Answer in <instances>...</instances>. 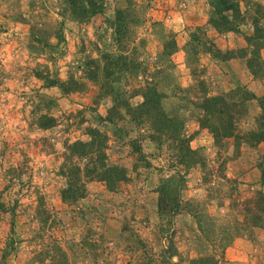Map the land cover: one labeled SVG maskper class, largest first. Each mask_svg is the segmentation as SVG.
I'll return each mask as SVG.
<instances>
[{
    "label": "rangeland",
    "instance_id": "rangeland-1",
    "mask_svg": "<svg viewBox=\"0 0 264 264\" xmlns=\"http://www.w3.org/2000/svg\"><path fill=\"white\" fill-rule=\"evenodd\" d=\"M227 3L243 21L219 33L215 8ZM255 23L264 32V0H0V264H191L195 253L221 259L241 239L255 248L239 262L264 264V226L244 211L263 181L242 179L264 169ZM147 88L163 113L135 118L126 106L143 105ZM248 94L258 99L237 127L218 138L203 128L209 111L226 103L237 112ZM203 132L212 146L193 147ZM85 162L122 167L128 179L87 180ZM78 165L85 196L69 203L62 192ZM161 198L164 207L181 198L182 212L162 215ZM149 204L156 210L145 215ZM191 222L202 236L181 254L174 228Z\"/></svg>",
    "mask_w": 264,
    "mask_h": 264
},
{
    "label": "trees",
    "instance_id": "trees-1",
    "mask_svg": "<svg viewBox=\"0 0 264 264\" xmlns=\"http://www.w3.org/2000/svg\"><path fill=\"white\" fill-rule=\"evenodd\" d=\"M217 15L220 17L219 20H214L213 24L216 30L219 33L222 32H233L236 31L239 27V22L243 21V17L240 11L239 6L231 3H227L222 6V8H218V6L215 8ZM121 16V13L117 14V20H119V17ZM256 24V23H255ZM256 32L254 34L253 40H259V43H257V47L260 48V50L264 49V32L258 29V24L255 26ZM263 41V42H260ZM254 60V59H253ZM249 60L247 61L248 68L252 72V74L256 77L258 73V69L255 67V61ZM264 63V61H263ZM144 98V103L141 105L138 109L131 108V106H126L127 111L132 112L131 115L133 117L138 118L140 115L139 113L141 111L146 112H151L153 113L154 111L156 112H162V107H161V102H160V94L157 90L154 88H147V91L143 95ZM258 99L252 94H248V96L242 100L241 104L238 107L237 112H233L235 109L233 106L228 105L226 103L222 104L220 108L215 109L214 111H209L207 113L208 116H206V120H201V123L204 127L209 128V131L213 133V136L215 138H218V136L221 134V128L224 130L226 129H231L230 127H237L238 123L241 121V117L244 118L246 116V110L248 111V108L246 106V102H250L251 100ZM214 102H221L223 101L222 98H216L213 100ZM212 101V102H213ZM261 100V107L262 110L264 111V105L262 104ZM248 105V104H247ZM236 110V109H235ZM129 112V113H130ZM238 114V116H237ZM163 121V123H166L165 125L168 126L169 128H177L175 127L177 124L173 122L171 119L166 118V115L161 114L159 115ZM259 118L264 119V114H261ZM109 121H112L111 118H108ZM203 121V122H202ZM205 122L208 123V125H205ZM263 132L259 134L260 141L264 142V126ZM93 135V142L91 145L95 142V144L98 143V150L103 149L104 141L103 137L99 135L98 131H94L92 133ZM91 135V136H92ZM99 138V141H98ZM188 142H190L188 140ZM90 146V145H89ZM88 145L82 144V143H77L74 145V152L75 153H82L85 157H89V151L86 150ZM191 152V151H190ZM194 154L195 152L192 151ZM100 155V154H99ZM102 158V155H100L98 158ZM87 163V162H85ZM90 164L93 169H89L90 165L85 167V177L87 180H97L100 182H105L110 184L111 186L118 184L119 182L126 181L127 178V173L126 170L122 167L119 166H113V167H108L107 164L105 163H87V165ZM70 178H69V184L68 186L63 190L62 192V197L64 201L73 203L77 201L80 198H84L85 196V184L81 182V178H79V175H81V168L80 165L78 166H73L70 170ZM262 173V181L264 185V169L261 170ZM110 175H113L112 177L109 178ZM181 179V184H183V187L186 185V179L183 177L181 174L178 176ZM163 191L166 189V186H163ZM184 200L181 198H178V200H174V203L172 205H166L165 207L162 204V198L159 202V209L165 208V210L169 209L167 213H161L162 215L164 214H170L171 217H175L176 215L180 214L182 212L181 205L185 204L183 203ZM245 208L244 211L246 212V219L249 217V215L252 216V224L254 227H263L264 226V190L262 192H258L255 194V197L250 198L245 200L244 202ZM169 207V208H168ZM221 259H216L215 257H202V258H197L192 260L191 264H197V262H203L205 264H225V252H223V255L220 257ZM221 260V261H220Z\"/></svg>",
    "mask_w": 264,
    "mask_h": 264
},
{
    "label": "crops",
    "instance_id": "crops-1",
    "mask_svg": "<svg viewBox=\"0 0 264 264\" xmlns=\"http://www.w3.org/2000/svg\"><path fill=\"white\" fill-rule=\"evenodd\" d=\"M253 107L254 106L251 105V109ZM204 135H205V132H203L201 136H197L194 139V141H192L193 147H194V145L196 147H210V146H212L213 140H210V138L207 137L208 141L204 142L203 141ZM256 151L258 154L264 156V142L259 144V147L257 148ZM237 175L239 177L240 173L238 172ZM242 179L244 180V182H249V183H252L254 186H258L259 182H261V180H262L261 169L258 166H254L252 169L249 168L246 171V173ZM243 186H246V185H243ZM197 190H201V189H197ZM183 199H185L187 202L189 198L183 197ZM152 204H149L148 208L144 210L145 215H148V214L150 215L156 210V205L152 206ZM152 207H153V209H152ZM195 224L196 223H194V222L193 223L192 222L187 223L184 225L178 224L177 228H174L176 230V237H175L176 247L181 254L184 253V251H186V249L188 247H191V249H193V247L191 245H188L189 242H190V244H193L192 237H194L196 239L198 237V235L202 236V231L198 228V225L196 224V226H195ZM250 248H251V250H250ZM254 248L255 247L253 245H251V243L248 242L247 240H245V239L239 240L237 244H235L231 248H228L225 251V264H239L240 263L239 261H243V263L248 262L251 258L249 253L250 252L252 253V249H254ZM190 257L192 259L193 258H199V254L198 253L192 254ZM177 259H178V256L175 258V260H177Z\"/></svg>",
    "mask_w": 264,
    "mask_h": 264
}]
</instances>
